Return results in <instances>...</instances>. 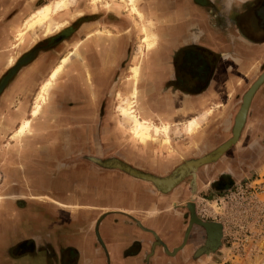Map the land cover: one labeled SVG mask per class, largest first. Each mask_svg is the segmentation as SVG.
Segmentation results:
<instances>
[{
  "label": "crops",
  "instance_id": "crops-1",
  "mask_svg": "<svg viewBox=\"0 0 264 264\" xmlns=\"http://www.w3.org/2000/svg\"><path fill=\"white\" fill-rule=\"evenodd\" d=\"M2 1L6 4L0 7V49L9 26L14 25L7 37L19 27L15 25L20 19L17 13L8 18L18 7L9 5L12 0ZM255 1L144 0L142 6L147 3L145 9L148 8L157 41L150 51L142 46L138 82L142 119L157 124L169 122L171 136L182 135L187 118L205 115L192 137L187 142L170 145L169 151H155L153 146L145 148L126 141V133L111 117L109 100L102 101L103 90L114 76L116 59L121 61L127 38L135 37L141 44L135 30L136 17L127 19L134 37L133 32L117 38L111 33L103 37L89 32L87 37H93L85 40V33L81 59L69 57L68 62L75 65L65 66L47 104L38 116L30 118L31 104L48 70L59 66L67 54L56 63L63 55L62 50L59 54L58 46L64 44L67 50L75 42H68L73 30L55 40L51 46L57 47L54 51L37 55L36 51L31 63L21 67L0 94L3 126L9 124L14 128L17 120L20 124L21 119L29 117L32 131L19 144L8 139L11 130L0 136V264H211L216 259L218 251L194 256L191 244L179 248L185 221L181 212L173 208L185 198H179L175 189L158 192L151 183L94 160L114 158L139 171L164 174L179 165L180 159L198 158L227 136L231 121L235 123L242 108L236 116L232 115V97L239 93L244 82L247 85L255 80L250 84L252 88L261 77L260 67L256 70V66L264 60V34L257 31L249 35L246 30L251 20L249 9ZM109 2H112L109 8L126 10L114 7L115 1ZM27 8L28 4L19 11L25 15ZM193 45L221 56L210 84L201 87L170 84L174 68L166 66L168 58ZM96 49L101 67H89V56ZM6 53L0 55L5 57L11 52ZM135 54H139L138 48ZM249 62H253V67H246ZM229 91L232 93L227 97ZM261 100L258 94L252 104L260 105ZM222 103L224 107H218ZM211 113L214 114L207 117ZM246 125L248 128L250 123ZM213 132L217 135L214 138ZM182 173L180 169L159 184L168 187ZM196 213L202 216L197 210ZM191 229L188 239L194 243L195 232L199 231L193 226ZM154 238L161 240L165 250L175 252L163 253L153 245Z\"/></svg>",
  "mask_w": 264,
  "mask_h": 264
},
{
  "label": "flooded vegetation",
  "instance_id": "flooded-vegetation-1",
  "mask_svg": "<svg viewBox=\"0 0 264 264\" xmlns=\"http://www.w3.org/2000/svg\"><path fill=\"white\" fill-rule=\"evenodd\" d=\"M197 1V0H196ZM205 2L206 0H199V2ZM40 1H36V5L39 4ZM249 24L246 25V30L250 32L252 35L257 31H261L264 34V0H256L254 5L249 9ZM13 12V11H12ZM11 14V13H10ZM86 17L76 21L75 23L71 24L70 31L73 30L71 33L72 35L70 38H68V42L72 43L74 42L79 45H83V39L85 37L86 33V39L89 32H95L94 29L96 25L93 24V22H98V25H103L105 28L109 29V27H114L116 29V32H111V36L118 37V35L124 36V34L131 35V32L128 30H131L129 24L128 28L126 26V22L123 16L115 15L114 13H106L101 16H89L85 15ZM9 18V17H8ZM248 20V19H247ZM90 26V27H88ZM128 32V33H127ZM67 35V34H66ZM55 41L52 42H43V44L38 45V48L34 53H30L31 55H23L22 58H27L26 61L22 62V58L19 60L18 67H24L26 64L31 63L32 56L36 53L41 52H48V51H54L53 49H56L57 47L51 48L50 45H53ZM127 44L124 50V54L120 56V62L116 59V64H114V67H116V71H120L125 65L126 58L128 56L129 51V43L130 39L127 38ZM51 43V44H50ZM73 44V45H74ZM59 45V44H58ZM72 46L73 50L74 47ZM57 46V45H56ZM60 51L65 49V45L62 44L60 46ZM79 47V46H78ZM83 47V46H82ZM71 48V49H72ZM28 49L24 51V53L28 52ZM182 50H185L184 52L176 53L168 58V63L166 66L173 67L174 68V76L173 80L170 82V84H175L176 82L182 85H199L205 86L206 84H210L211 76L213 75L214 68L219 64L221 56L219 53L211 52L208 49H205L203 47H197L196 45L193 46H186ZM187 50H190V52H186ZM96 51V50H95ZM62 53V52H61ZM22 54V53H21ZM7 55V54H5ZM96 55V56H95ZM4 57V56H3ZM82 57V56H81ZM79 57L78 59H81ZM60 59V58H59ZM58 59V60H59ZM100 57L97 52H94L92 55L89 56V67H101ZM253 62H249L246 67H251ZM60 65V64H59ZM133 65V64H132ZM55 67V66H54ZM253 67V66H252ZM255 67V66H254ZM256 67L259 68V74L264 72V60L260 62V65H257ZM19 68V69H20ZM130 68V67H129ZM128 68V69H129ZM258 69V68H257ZM129 72V70H128ZM17 73V72H16ZM15 73V74H16ZM48 73V72H47ZM14 75V72L10 71L7 75H5L4 79L0 81V94L4 90L5 86L11 79H8L9 76ZM47 75V74H46ZM118 76L114 74V76L111 77V80L108 81L107 87L105 86L103 90V97L102 101L109 100V104L112 103V96L115 93L112 89V86L115 87V82L117 80ZM125 81V77L124 80ZM255 81L251 80L249 81V84L246 85V82L243 83L242 86L239 87V93H235L234 97L231 99L232 105V111L235 115L240 110L242 106V100L244 94L247 92V90L250 88V84ZM123 86H126L123 82ZM65 85H63V89H65ZM124 90V88L120 89ZM69 89L64 92L67 93ZM231 91H229L228 95H231ZM117 94V93H116ZM260 94L262 96V102L260 105L252 104L253 100L257 97V95ZM72 97L74 96L71 93ZM218 102V101H217ZM224 107L223 103L219 105L218 107ZM98 112L102 113L103 111V103L99 106ZM210 106H208L206 109H208ZM205 109V110H206ZM204 110V111H205ZM202 111V112H204ZM259 118L260 116H262ZM234 116V119H235ZM252 119V122H248L250 119ZM258 118V119H257ZM254 120V121H253ZM250 123V126L248 128L246 127V124ZM251 124H253L251 126ZM234 120L231 121L229 133L227 136H223V138L217 141L215 147L203 155L199 156L198 158H191L190 160L180 159L179 165L176 167L168 170L166 173L162 174H152L145 171H139L135 168L130 167L129 165L120 162L118 159L110 158V159H104V160H94L95 163L99 162L103 165L106 164V166H113L116 169H119L126 175L134 178H138L140 180L146 181L151 183L158 192H166L168 190L175 189L177 196L179 198H183L184 201L178 204H174V210L181 212L180 216L185 221L184 229L181 234V237L179 239V248L186 246L188 244L192 245V252L194 253V256H197L199 253L201 254H209V253H215L219 251L220 246L222 244V228L219 223L207 221L203 218H199L198 214L196 213V207L194 205L195 200L197 199H204L207 196L210 195V193H222L224 191L229 190L233 185L235 181V169L237 168L239 170L240 168H248L249 165H252V163L256 162L257 160L253 159L254 153L256 152V157L264 152V80L257 86L255 91L253 92L252 96L250 97L247 107H246V113L244 120L242 122V125L240 126L238 132H237V138L235 139L239 140L238 143L230 142L227 148L222 150L220 153H217L216 151L219 150V148L226 143L227 141L231 140L234 135ZM18 128V127H17ZM16 128V129H17ZM244 131L246 133V136L249 137V140L244 144L245 147L243 148L246 153H244V156L242 160L236 161L235 163H232L230 165H223V162L221 161L223 157L226 156L227 152H229L233 147L238 145L241 142V139L244 137ZM215 133H212V137L214 138ZM212 138V139H213ZM248 139V138H247ZM257 159V158H256ZM264 161V159H263ZM183 169V173L180 175L179 178L175 180L174 183L169 185L168 187L162 186L160 181H164L165 178L172 177L178 170ZM242 169H240V172L242 173ZM131 172H133L131 174ZM195 227L198 229V234L195 232V242L193 243L188 239L192 229L191 227ZM199 235V236H197ZM199 241V244H197ZM153 245L155 247H158L161 249V251L164 253H167L168 255H171L175 252L174 250H165V247L163 246V243L160 239L154 238L152 241ZM176 248V247H174Z\"/></svg>",
  "mask_w": 264,
  "mask_h": 264
},
{
  "label": "rangeland",
  "instance_id": "rangeland-1",
  "mask_svg": "<svg viewBox=\"0 0 264 264\" xmlns=\"http://www.w3.org/2000/svg\"><path fill=\"white\" fill-rule=\"evenodd\" d=\"M35 1L36 0H34V1H32V0H12V2L9 5L13 4V5H16L18 8L14 7L13 12H11V14L8 15V17L12 16L15 13H17V16L15 15L16 17H20L18 24L15 26L19 25V27H20L29 18V17L26 18L29 14H31L33 11H35L40 5L46 4L52 0H45L43 3L40 2L37 5H36ZM65 1H66V4H67V2L69 4L67 5V7H64L63 9L58 11L53 16V20H55L56 22H63L64 21L67 25H69L68 27H71V24H73L76 21L86 17L85 15L101 16V15L108 13L109 11H113L117 14H123L124 15L123 17L126 21L127 28H128V20L127 19L130 20L132 18V15L129 12H127L126 10L117 11L116 9H113V8L108 9L104 6L103 7L100 6V7H96L94 9H92V5L90 3H88V0H68V1L65 0ZM71 1H73V2L71 3ZM54 3H55V1L50 3V4H47V5H54ZM5 4H6L5 1L0 0V7L4 6ZM27 4H28L27 11L25 12V15H23V13L21 14V12L19 10L21 9V7H23ZM138 4L140 7H146V5H147V3H145V6H142V4H144V0H140L138 2ZM60 13H61V15H60ZM59 15H60V17L58 19H55ZM120 16H122V15H120ZM13 26L14 25L9 26L10 28L7 30L8 33L11 32ZM19 27H15V30H18ZM97 27H98V29H101V30H108L107 28H105L101 24L95 26V28H97ZM109 28H110L111 32H113V33L116 32L117 28L114 29L113 26L109 27ZM15 30H14V32H15ZM128 31L133 32L132 29L128 30ZM14 32H13L12 36L10 34L7 37V35H8V33H7L6 37L3 38L4 44H2L3 48L0 49V52H3V53L7 52L6 54L13 52L14 54L12 56L15 58L16 64L11 69L3 72L4 67H2V65L7 61V59L11 55V53L5 57H3L4 55H0V68L2 67L1 68L2 72L0 75V81L3 80L5 75H7L8 72H10V71L11 72L13 71L14 75H15V73L20 68V67H18V63H19V60L23 57V55H26V54L31 55L30 53H34V51L37 50L36 48H38V45L43 44V42H47L45 40H41L42 37L39 33V30L36 29L35 31H33V30L28 31L27 34H25V36H24V41L18 46V48L15 49V47H13V44L16 43V40L14 39L15 38ZM35 33L40 36V40H39V38L36 39V41L31 46H29L31 44V42L33 41V39L36 38ZM30 34H32V35L30 36ZM136 35L139 37V42H140L141 41V35L137 34V33H136ZM133 37H134V32H133ZM29 39H31V40L29 42H27V40H29ZM8 42H9V44H8ZM129 45L130 46H129L128 56H127L125 64H124L125 66L119 72L118 71L114 72V74L116 76H118V78L115 82V87L113 88L114 89L113 91H115V93L112 96V103L109 104V111L111 112V117H113L116 126L118 128L123 129L124 133H126V137H125L126 141H128V142L130 141V142H132V144H137L138 142L133 138V136L130 132L131 131L130 126L125 123L124 117L122 115H120V113L117 110L119 108L121 102H120V100H118L119 98H118L116 93L120 92L121 88L122 89L124 88V86H121V85H123V83L121 84V81L123 80L122 78L124 75H125L124 77H126V75L129 74V72H128L129 67L128 66L129 65L131 66L132 64H134V60L137 58V56L141 55V57H142V55L144 54L142 48L140 46L138 47V45H140V44H138V41L136 40L135 37L130 39ZM51 46L52 45H50V47ZM82 46L83 45H79V48ZM26 48H28V50H27L28 52L24 53L23 50ZM137 48H139V50H138L139 54L136 55L135 53L137 52ZM5 49H6V51H5ZM70 49H71V47H68L67 50H62L63 55L60 57V59L63 56H65V54L68 53V51ZM95 52L98 53V49H96ZM99 57H100V55H99ZM59 60H57L56 63H58ZM2 61H3V63H1ZM260 62L257 65H260ZM68 64H74L75 65V63H73V62H68L66 64V67ZM143 65H144V63H143ZM66 67H60V70H59L60 72L57 73V79L55 81H53L52 85L50 86V91L54 88L57 80L60 78V75L64 72ZM54 68L55 67L53 66L48 70L49 73L47 74L46 78H44L45 80L43 79L44 81L42 83H44L48 79L49 74L54 70ZM257 68H259V67H256V70H257ZM144 69L145 68L142 67V70H144ZM14 75L9 76L8 79H11ZM139 87H140V85H139ZM38 91H39V88L37 90V93H38ZM37 93L35 94V98L37 96ZM48 96L50 97V93ZM49 97H47V100H46L47 102L49 101ZM35 98L33 101L34 103H35ZM33 105L34 104L32 103L31 108ZM45 105H43V106H45ZM31 108H30V110H31ZM30 110H29V117L34 118V117H32ZM212 114H214V113L209 114L207 117L211 116ZM23 115H25V114H23ZM140 115H141V117L144 116L142 114H140ZM29 117H27V118H29ZM120 119H121V121L119 122ZM154 123L157 127H159V129L161 128L162 124L163 125L167 124V122H164V123L160 122L157 124V121H154ZM18 124H19V120H17V124L14 128L10 127L9 124L7 125V127H6V125L3 126L2 120L0 117V136H2V134H4V132H6L7 130H11V133L9 134L8 139L16 142V144H19L17 142H21L23 137H21L18 140L11 139V134L14 132V130H16L15 128L17 127ZM168 127H169L168 128V130H169L168 137H169L170 145H172V144L176 145L177 143L187 142L189 137H192V136H189L184 131L185 130V124H184V126H182V129L184 128L182 130L183 131L182 135L176 134V135L170 136V134H169L170 133L169 122H168ZM10 128H12V129H10ZM201 128H202V126H201ZM175 132H176V130H175ZM152 136L155 137L157 139V141L156 142L152 141L151 143H148L147 145H143V146H147L145 148H149V147L153 146L155 151H158L161 149L169 151L166 146L161 144L162 140L165 138L164 133L160 132V134L156 136V135H153V131H152ZM222 138H220V140ZM242 139L238 145L233 147L229 152H227L226 156L222 158L221 161L223 162V165H230L232 163H235L236 161L244 159L243 156H244V153H246V152L243 151L244 150L243 148L245 147V145H244L245 142L247 140H249V138L247 139V136L244 135V137ZM137 145L141 146V144H139V143ZM259 156L260 157L257 160L256 159L257 158L256 152L254 153L253 159H255L257 161L252 163L253 166L249 165L248 168H243V167L240 168L239 167V170L237 168L235 169L234 185L229 190L224 191L222 193H210V195L207 196L206 198H204L203 200L202 199L195 200V204L197 205L196 210H197V212L202 214V216L199 215V218H203L207 221L217 222L220 224V226L222 228V234H223L222 244L220 246L219 251L217 252L216 259L211 264H264V204H263V194L260 191V189L262 187H264V161H262L263 156H264V152L260 153ZM240 169L243 170L242 173L240 172Z\"/></svg>",
  "mask_w": 264,
  "mask_h": 264
},
{
  "label": "bare ground",
  "instance_id": "bare-ground-1",
  "mask_svg": "<svg viewBox=\"0 0 264 264\" xmlns=\"http://www.w3.org/2000/svg\"><path fill=\"white\" fill-rule=\"evenodd\" d=\"M68 1V0H67ZM112 1V0H111ZM115 1V0H113ZM116 1H119L117 3ZM113 2L114 7L120 9L122 7L123 9H126L133 17H136L138 19V22L135 24V30L142 35V40L140 47L142 46L145 48V50L150 51L156 46V35L153 32V22L151 20V16L147 9L145 7H140L138 5L139 0H116ZM73 1H71L72 3ZM88 3L92 5V9L96 7H106L109 8L111 3L109 0H88ZM69 3L65 0H56L54 5H43L40 6L32 15L29 17L19 28L18 30L13 29L14 32V39L16 40V43L13 44V47L18 48V46L24 41V36L27 34L28 31H35L36 29L39 30V33L43 39L47 42L55 41L56 39H60L62 37H65L66 34L69 33L70 27L67 25L64 21L63 22H56L53 20V16L63 9L64 7H67ZM103 9V8H102ZM105 10V9H104ZM99 13V12H98ZM95 14V13H94ZM54 21V22H53ZM41 31V32H40ZM96 35L99 36H108L110 35V31L108 30H94ZM36 34V33H35ZM32 34H30L31 36ZM93 37V36H90ZM40 40V36L36 34V38L33 39L30 46L36 41V39ZM46 42V43H47ZM79 42L78 44L75 43L73 45L74 50L69 51L66 56L62 59L60 62L61 64L58 66H55L54 70L49 74L48 79L42 83L39 87V91L37 93V96L35 98V103L33 105V109L31 111L32 117H36L39 115L40 110L44 103L47 100V97L50 93V86L52 85L53 81L57 79V73L60 71V67H65L67 62L69 61V57H74L78 59L81 57V52ZM40 48V47H39ZM37 48V49H39ZM139 50V48H138ZM142 51V50H141ZM14 53L12 52L7 61L2 65L4 67L3 72L11 69L15 64L16 60L12 56ZM27 58H22V62L26 61ZM143 60V55L137 56V58L134 60V64L129 68V74L126 75L124 84V90H120V92L117 93L118 100H120L121 104L119 108L117 109L120 115L124 117V121L126 124L130 126V132L133 136V138L141 145H147L148 143L156 142L157 139L152 136L153 135H159L160 132L165 134V138L162 140V143L164 146L167 147L168 150H170V141L168 137V122L166 125H161V128L157 127L155 123L151 119H142L141 117V102H140V92L138 88V82L140 78V72H141V64ZM59 76V75H58ZM262 77V76H261ZM261 77L258 79V81L252 86V88L246 93L243 99V105L242 108L236 118L235 125H234V137L225 145L219 148L217 153H220L222 150L228 147L230 142H236L237 139V132L242 125V122L245 117L246 113V107L248 104V101L250 99V95L253 93L254 89L256 88L257 84L261 81ZM119 91V90H118ZM205 115L201 116L200 118H187L185 121V132L191 136L199 127V120H203ZM159 126V125H158ZM31 120L29 118L27 119H21L20 124L18 125V128L13 132L11 135V139L18 140L21 137H25L27 135H30L32 133L31 131ZM18 143V142H17ZM159 147V146H158Z\"/></svg>",
  "mask_w": 264,
  "mask_h": 264
},
{
  "label": "water",
  "instance_id": "water-1",
  "mask_svg": "<svg viewBox=\"0 0 264 264\" xmlns=\"http://www.w3.org/2000/svg\"><path fill=\"white\" fill-rule=\"evenodd\" d=\"M261 76H262V77H261V81L257 84V86H258V85L264 80V72L261 73ZM250 88H251V87H250ZM250 88H249V89H250ZM256 88H257V87H256ZM256 88H255V89H256ZM254 91H255V90H254ZM252 94H253V93H252ZM252 94H251L250 96H252ZM243 97H244V96H243ZM242 102H243V100H242ZM223 145H224V144H223ZM132 173H133V172H131V174H132Z\"/></svg>",
  "mask_w": 264,
  "mask_h": 264
},
{
  "label": "built area",
  "instance_id": "built-area-1",
  "mask_svg": "<svg viewBox=\"0 0 264 264\" xmlns=\"http://www.w3.org/2000/svg\"><path fill=\"white\" fill-rule=\"evenodd\" d=\"M261 193L263 194V204H264V187L260 189Z\"/></svg>",
  "mask_w": 264,
  "mask_h": 264
}]
</instances>
